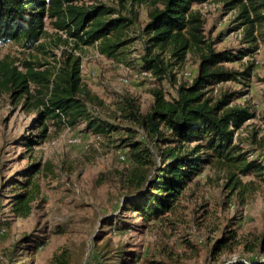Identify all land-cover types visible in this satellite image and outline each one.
<instances>
[{
    "label": "trees",
    "instance_id": "obj_1",
    "mask_svg": "<svg viewBox=\"0 0 264 264\" xmlns=\"http://www.w3.org/2000/svg\"><path fill=\"white\" fill-rule=\"evenodd\" d=\"M211 1L0 0V46L15 43L33 49L48 35L47 20L66 33V39L58 38L65 47L57 45L61 52L53 57V63L24 62L19 67L8 57L0 59V95L8 94L36 116L34 126L38 132L27 138L25 145L45 142L51 122L71 128L84 124L85 132L103 137L125 129L127 137L123 142L129 148L131 168L119 173L125 191L123 208L144 222L168 221L167 217L177 212L185 191L207 169L225 175V188L232 195L257 193L264 186V157L250 159L236 144L235 136L253 114L249 108L233 104L236 93L224 92L218 99L212 94L216 85L222 83L237 82L250 87L255 60L241 71L227 65L253 56L259 39L264 40V0H221L226 10L238 9L237 21L244 28L247 47L237 53L218 51L215 42L207 38L205 18L197 7ZM142 7L147 13V22L138 27L145 42L143 67L152 72L158 83L168 80L177 88L170 99L160 86L154 88L153 103L146 113L131 96H122L116 114L129 124L122 127L100 116L98 109L105 103L84 84L80 53L85 47L96 45L100 55L122 61L133 42L131 32L140 24ZM190 54L199 59L197 72L192 80L178 82L172 70L183 69ZM45 66L48 68L40 70ZM258 81L264 83V76ZM139 132L147 135L143 138L150 145L136 141ZM252 139L256 150H264V137L252 135ZM41 167L42 162H33L21 171L24 180L17 182L19 187H15L10 200L14 217L31 215L32 205L41 194L40 185L34 182ZM244 176L255 180L244 182ZM31 239L26 235L12 247L11 264H27L18 250L26 249V243L43 242ZM238 243L235 232H224L213 245V257ZM100 247L99 255L107 264L137 261L125 246L111 248L109 241L104 240ZM247 252L256 255L225 264H264V236L250 244ZM53 263L70 264V256L62 253Z\"/></svg>",
    "mask_w": 264,
    "mask_h": 264
},
{
    "label": "rangeland",
    "instance_id": "obj_2",
    "mask_svg": "<svg viewBox=\"0 0 264 264\" xmlns=\"http://www.w3.org/2000/svg\"><path fill=\"white\" fill-rule=\"evenodd\" d=\"M197 8L205 18L206 36L215 42L216 50L237 53L247 47L244 28L237 21L238 9L226 10L221 0ZM146 16L142 7L140 24L131 32L133 42L122 61L99 56L96 45L80 53L83 82L104 101L98 112L113 125H129L116 114L124 95L135 99L143 113L153 103L154 88L160 86L168 99L175 96L177 85L168 80L158 83L154 76L136 77L145 53L138 29L147 22ZM45 30L48 35L33 49L15 43L0 46V59L8 57L19 67L24 62L53 63V57L61 52L58 38L66 39V33L58 31L51 20L46 21ZM259 43V53L227 65L241 71L247 63L258 61L250 87L222 83L212 94L218 99L224 92L236 93L233 104L247 107L253 114L236 134V144L250 159L264 157V150H256L252 139V135L264 137V83L258 81L264 76V40L260 38ZM166 58L169 60V56ZM198 64V57L190 54L183 69L172 70L177 81L186 83L183 73L196 74ZM35 119L34 112L16 104L8 94L0 95V264H11L9 251L26 235L43 241L41 245L26 243V249L18 250L27 264H54L55 257L62 253L70 256V264H107L99 255L104 240L111 248L125 246L135 254V264H225L256 255L248 253L247 247L264 236V186L251 196L237 197L225 188L223 173L207 169L185 191L177 212L167 217L168 221L144 222L123 208L125 191L119 173L131 168L129 148L123 142L125 129L106 137L97 135V140L96 135L85 132L84 124L71 128L51 122L49 138L27 147V138L38 132ZM80 134L82 141L73 144V136ZM143 136L139 132L136 141L150 145ZM118 151L128 155L127 162L119 159ZM33 162H42L40 173L34 177L41 194L32 205L31 215L17 218L11 213L10 200L15 187L24 180L21 171ZM242 180L255 179L244 176ZM230 230L237 234L238 245L213 257L215 241Z\"/></svg>",
    "mask_w": 264,
    "mask_h": 264
},
{
    "label": "built area",
    "instance_id": "obj_3",
    "mask_svg": "<svg viewBox=\"0 0 264 264\" xmlns=\"http://www.w3.org/2000/svg\"><path fill=\"white\" fill-rule=\"evenodd\" d=\"M259 47H260V43H259ZM258 47V49L256 50V52H255V54H257V53H259L260 52V48ZM100 54V53H99ZM99 56H102V55H99ZM104 57V56H103ZM258 64V61L257 62H255V64ZM183 75L185 76V77H187V79H189V80H192V77H193V75L191 74V73H189V72H184L183 73ZM153 76V74H152V72L150 71V70H146L143 66L142 67H140V68H138V70H137V73H136V77L137 78H150V77H152ZM238 133V132H237ZM236 133V134H237ZM147 135L146 134H144V137H146ZM236 136V135H235ZM74 138H73V141H71L73 144H75V143H80L81 141H82V138H83V136L80 134V135H74L73 136ZM96 138L95 139H97V140H99L100 139V136H95ZM118 157H119V159L121 160V161H127V155H126V153L125 152H122V151H118ZM236 260V259H235ZM234 260V261H235Z\"/></svg>",
    "mask_w": 264,
    "mask_h": 264
},
{
    "label": "crops",
    "instance_id": "obj_4",
    "mask_svg": "<svg viewBox=\"0 0 264 264\" xmlns=\"http://www.w3.org/2000/svg\"><path fill=\"white\" fill-rule=\"evenodd\" d=\"M192 75H194V74H192Z\"/></svg>",
    "mask_w": 264,
    "mask_h": 264
}]
</instances>
